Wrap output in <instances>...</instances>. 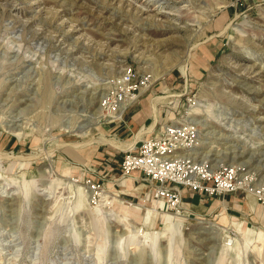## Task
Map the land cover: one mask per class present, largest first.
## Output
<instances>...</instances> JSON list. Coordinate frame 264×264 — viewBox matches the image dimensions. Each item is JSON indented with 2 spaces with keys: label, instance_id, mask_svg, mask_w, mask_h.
Segmentation results:
<instances>
[{
  "label": "rangeland",
  "instance_id": "1",
  "mask_svg": "<svg viewBox=\"0 0 264 264\" xmlns=\"http://www.w3.org/2000/svg\"><path fill=\"white\" fill-rule=\"evenodd\" d=\"M167 123L197 147L127 164ZM263 142L264 0H0V264H264Z\"/></svg>",
  "mask_w": 264,
  "mask_h": 264
},
{
  "label": "built area",
  "instance_id": "2",
  "mask_svg": "<svg viewBox=\"0 0 264 264\" xmlns=\"http://www.w3.org/2000/svg\"><path fill=\"white\" fill-rule=\"evenodd\" d=\"M149 84L151 83L148 75L140 74L131 65H126L116 77L115 91L111 95H106L105 102L113 111L116 101H123L125 109L137 98L138 92ZM152 132L153 130L145 137L138 151L129 153L126 163L139 169L148 168L147 173L152 172L155 177H167L170 168L173 170L178 164V161L176 163L174 161V165L170 166L168 163L170 157L167 158V155L190 144L191 142L187 141L189 135L186 134L183 126L176 123H167L155 133ZM182 182L184 183L185 180ZM153 193L157 197H163L175 203L179 200L177 190L173 187L161 185L156 187Z\"/></svg>",
  "mask_w": 264,
  "mask_h": 264
},
{
  "label": "bare ground",
  "instance_id": "3",
  "mask_svg": "<svg viewBox=\"0 0 264 264\" xmlns=\"http://www.w3.org/2000/svg\"><path fill=\"white\" fill-rule=\"evenodd\" d=\"M165 27L166 28H175V26H173L172 24H168V25H165ZM160 100V99H159ZM124 106H125V104H124V102L123 101H120V100H117L116 101V103H115V105H114V110L111 112V116H113V117H116V118H119L120 116H121V114H122V112H123V109H124ZM155 108V107H154ZM98 109V108H97ZM99 109H100V107H99ZM153 110H156V109H153ZM156 114V113H155ZM98 116V114L96 113V111H95V117H97ZM155 116V115H154ZM94 117V118H95ZM224 118H227V119H229L230 117H224ZM154 120H156L155 118H154ZM154 122V121H153ZM153 125V124H152ZM205 126V125H204ZM15 133H20L19 131L18 132H15ZM223 135V134H222ZM221 135V136H222ZM225 135V134H224ZM223 135V136H224ZM237 137V138H236ZM224 138L227 140V139H237V140H239V139H241L240 138V136H235V135H232V134H229V135H227V136H224ZM114 143V142H113ZM112 143V144H113ZM115 143H117V142H115ZM264 143V142H263ZM115 145V144H114ZM189 145V144H188ZM187 145V146H188ZM197 145H198V142L197 143H191V146H196L197 147ZM129 149H130V147H128ZM214 151V150H213ZM210 152V151H209ZM243 151H241V153H242ZM187 154V153H186ZM192 154V153H191ZM264 154V153H263ZM172 155H174V154H170V155H167V158H169V157H171ZM176 158H178L179 156H180V158H181V154L180 153H177V154H175L174 155ZM241 156V155H240ZM243 156V155H242ZM186 158L187 157H191V155H187V156H185ZM189 160V159H188ZM244 161V160H243ZM242 161V162H243ZM174 160L173 159H170V160H168V163H169V165L170 166H172V165H174ZM208 162L207 161H203V164H207ZM208 165V164H207ZM169 166V167H170ZM239 167V166H238ZM48 170V169H47ZM46 172V171H45ZM211 172V171H210ZM44 173V172H43ZM48 173V172H47ZM242 175V174H241ZM221 177V180H224V178L222 177V176H220ZM253 177V176H252ZM226 181H229V180H226ZM90 187V186H89ZM137 231H139V230H137Z\"/></svg>",
  "mask_w": 264,
  "mask_h": 264
},
{
  "label": "crops",
  "instance_id": "4",
  "mask_svg": "<svg viewBox=\"0 0 264 264\" xmlns=\"http://www.w3.org/2000/svg\"><path fill=\"white\" fill-rule=\"evenodd\" d=\"M140 107H141V105H140ZM136 111V110H135ZM137 112L138 111H136V112H134L133 114H131V118H132V115H133V117H135L136 119H137V117H138V115L139 114H137ZM152 124L154 125V122H151L149 125H148V127L146 128L147 130L148 129H150V127L152 126ZM117 143H119V142H117Z\"/></svg>",
  "mask_w": 264,
  "mask_h": 264
}]
</instances>
